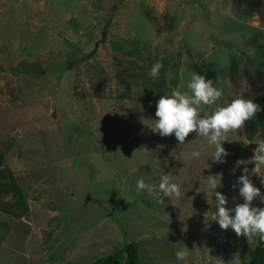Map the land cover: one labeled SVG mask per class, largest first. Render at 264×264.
Returning <instances> with one entry per match:
<instances>
[{
	"label": "rangeland",
	"instance_id": "1",
	"mask_svg": "<svg viewBox=\"0 0 264 264\" xmlns=\"http://www.w3.org/2000/svg\"><path fill=\"white\" fill-rule=\"evenodd\" d=\"M194 73L224 92L202 115L264 94V0H0V205L14 188L28 205L21 217L0 207V264H90L130 242L140 264H185L184 247L187 264L236 252L247 264L259 238L212 220L206 178L220 177L228 208L244 203L233 184L264 122L253 139L229 133L225 163L196 133L180 145L152 129L157 101ZM168 173L182 199L137 192Z\"/></svg>",
	"mask_w": 264,
	"mask_h": 264
},
{
	"label": "clouds",
	"instance_id": "2",
	"mask_svg": "<svg viewBox=\"0 0 264 264\" xmlns=\"http://www.w3.org/2000/svg\"><path fill=\"white\" fill-rule=\"evenodd\" d=\"M163 65L157 62L150 71V76L156 78L160 74ZM222 89L214 86V81L205 76L194 73L187 84V91L181 92L172 89L162 96L156 104V112L153 131L161 137L175 136L180 145H184L186 138L191 133L207 140L208 145L214 146L211 159L215 163H225V157L229 155L223 147V142L228 141L229 133H238L243 130L246 122L252 120L262 110L261 106L251 99L235 98L226 106L216 107L211 115H202V106H215L223 97ZM258 147L254 149V157L249 163L252 168L244 167L243 174L239 176L233 188L239 187V194L244 203L236 204L234 208H228V199L221 192L215 191L221 186L218 176H208L207 185L213 190L215 196V212L212 220L217 221L222 230L231 228L237 237L247 238L249 242L254 237L264 241V207H254L253 201L259 199L264 203V194L259 187L254 186L251 177L264 178V141L256 142ZM191 156L199 159L200 151H193ZM171 173L160 177L158 190L153 185L146 184L143 179L137 181V192L147 191L163 204L165 197L182 199L181 185L174 182ZM264 184V179H261ZM208 196V194H207ZM234 213V215H232ZM191 251L181 248L176 252V258L187 264ZM215 264H223L221 260H215ZM232 264H241L240 253L233 254Z\"/></svg>",
	"mask_w": 264,
	"mask_h": 264
},
{
	"label": "trees",
	"instance_id": "3",
	"mask_svg": "<svg viewBox=\"0 0 264 264\" xmlns=\"http://www.w3.org/2000/svg\"><path fill=\"white\" fill-rule=\"evenodd\" d=\"M106 34L107 29H104L103 41L106 38ZM161 90H164L163 82L161 83ZM163 92L160 93V97L162 94H165ZM253 102L259 104L262 110L255 118L245 124L244 130L248 139L254 138L258 127L264 122V94L257 96ZM13 196L14 200L11 203L5 201L1 203L0 207L13 216L21 217L27 213L28 205L22 193L18 192L17 188H14ZM258 241L259 243L248 254L247 264H264V241L260 239ZM90 264H140L137 243L130 242L119 250L93 260Z\"/></svg>",
	"mask_w": 264,
	"mask_h": 264
}]
</instances>
